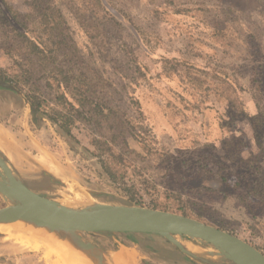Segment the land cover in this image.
Segmentation results:
<instances>
[{"label": "rangeland", "instance_id": "1", "mask_svg": "<svg viewBox=\"0 0 264 264\" xmlns=\"http://www.w3.org/2000/svg\"><path fill=\"white\" fill-rule=\"evenodd\" d=\"M6 1L11 13H31V0ZM52 1L72 49L57 62L76 70L72 88L86 73L110 109L111 125L77 121L71 139L47 119L33 124L22 100L0 89V152L23 180L45 171L38 189L64 206L103 203L183 215L264 255V204L245 187L264 178V129L257 131L261 152L252 125L264 119V0H104L105 8L96 0ZM105 12L113 17L107 23ZM20 75L0 50V80L19 77L24 92L36 90L43 111L55 105L59 76L40 64L32 79ZM109 126L128 132V144L119 136L112 147ZM251 157L252 164L243 163ZM8 204L0 196V208ZM2 227L0 236L14 233L27 244ZM104 234L87 237L108 252L130 247L121 235ZM133 235L140 245L145 237L153 246L167 244ZM18 248L1 255L0 264L60 263L59 254Z\"/></svg>", "mask_w": 264, "mask_h": 264}, {"label": "water", "instance_id": "2", "mask_svg": "<svg viewBox=\"0 0 264 264\" xmlns=\"http://www.w3.org/2000/svg\"><path fill=\"white\" fill-rule=\"evenodd\" d=\"M0 89L14 93L32 115L36 113L17 88L0 80ZM21 177L1 153L0 196L9 204L0 208V225L41 229L55 241L69 244V250L91 258L93 264H108L109 252L87 237L97 233L158 236L197 264H264V255L247 242L195 219L165 211L103 203L67 207L45 195L33 193ZM186 244L194 247L195 252L188 250Z\"/></svg>", "mask_w": 264, "mask_h": 264}, {"label": "trees", "instance_id": "3", "mask_svg": "<svg viewBox=\"0 0 264 264\" xmlns=\"http://www.w3.org/2000/svg\"><path fill=\"white\" fill-rule=\"evenodd\" d=\"M96 3L102 7L106 5L104 0H96ZM29 6L31 9L30 14L11 13L7 1L0 0V50L4 51L19 69L20 77L28 80L32 79L33 69L39 64L60 77L55 78L57 81L56 87L59 91L56 92L58 94L55 98L57 102L54 106H44L48 108V111L42 110L44 104L40 96H37L36 90H31L27 93L24 92L22 86L18 85L21 82L18 79L19 77H16L14 81H8L23 93L31 107L37 111L38 117L35 118V123L40 118L47 119L71 139H74L71 129L75 127L77 121L88 122L98 119L111 125L110 109L103 99L96 94L92 83L86 80V73H81L77 77L83 79L77 80V86L72 88L69 75H72L76 70L69 68V64L64 69L57 62V57L67 58L72 49L69 48V42H67V36L62 27V16L58 10L54 9L53 1L31 0ZM105 15L107 13L103 16L106 23L113 19L112 16L107 17ZM42 35L45 36L44 39ZM81 88L84 90H81ZM75 91H80V93L75 94ZM252 125L254 127L257 149L262 152L263 146L257 136V131L259 130L258 128L264 129V119L254 118ZM109 127V144L113 145L112 147L116 145L119 136L123 146L128 144V132L121 131L116 133L112 126ZM129 135L131 136L132 134ZM253 160L254 158L251 157L243 163L252 164ZM260 163V161L255 163L256 169L259 171L262 170ZM245 187L246 189L252 187L250 192H248L250 193L249 195H252L257 200L259 199L264 204L263 176L253 180L252 183L245 184Z\"/></svg>", "mask_w": 264, "mask_h": 264}, {"label": "crops", "instance_id": "4", "mask_svg": "<svg viewBox=\"0 0 264 264\" xmlns=\"http://www.w3.org/2000/svg\"><path fill=\"white\" fill-rule=\"evenodd\" d=\"M4 155V154H3ZM5 156V155H4ZM5 158L7 159V161L10 163V161L8 160V158L5 156ZM10 166L12 167V169L17 173V175L20 176V174L18 173V171L16 170V168H14L12 166V164L10 163ZM25 230H28V231H31L33 233H36L38 236H44L46 237L50 242L51 240L53 239L51 237V235L49 236V234H47L45 236V232H43L41 229H34L33 228H25ZM48 236V237H47ZM10 237V238H9ZM8 238L2 234L0 236V252H3L0 254L1 255H4L5 252L11 256V255H16L19 251V248L18 247H23L25 248L26 250H28L29 252H37L36 250H32V248H30L26 243H24L23 241H21L20 239H18L14 233H12V237L16 238V241L11 237L9 236ZM51 237V238H50ZM12 238V239H11ZM50 238V239H49ZM156 238H159L158 236ZM21 241L23 244L17 242L18 240ZM147 241H148V238H146ZM161 239V238H159ZM54 240V239H53ZM51 243H55L54 245V249L53 250H50V255H54V256H58L57 254H60V253H72V250H69V248H66L65 246H61V243H58L59 241H55ZM10 241V242H8ZM160 244L162 246H151L152 250H149V251H144L142 252V255L139 254L135 249H132L131 251L134 252L135 254V257H136V260H135V264H140L139 261H140V258L146 260L147 262H151L152 264H197V263H194L190 260H188L187 258H185L183 255L179 254L177 251H175L173 248H171V246H169L168 244H164V242H161L159 241ZM151 244V243H150ZM148 244V245H150ZM17 245V246H16ZM153 245V244H152ZM58 248H61V249H57ZM157 247V248H156ZM64 248V249H62ZM57 251H56V250ZM55 250V251H54ZM63 250V251H62ZM39 251H41L43 253V255L45 256H48L45 251H43V249H40ZM119 251V249H116V250H113V251H110L108 254H107V258H108V261L110 264H114V255ZM53 252V253H52ZM73 255L76 254V252H73L72 253ZM49 255V256H50ZM76 257V256H75ZM231 264L229 262H221V263H214V264Z\"/></svg>", "mask_w": 264, "mask_h": 264}, {"label": "bare ground", "instance_id": "5", "mask_svg": "<svg viewBox=\"0 0 264 264\" xmlns=\"http://www.w3.org/2000/svg\"><path fill=\"white\" fill-rule=\"evenodd\" d=\"M0 226H3L4 228H7V229H9L10 227H12L13 230L15 231V233L18 234V236L21 239H23L24 241H26L27 244L33 250L39 251L40 249H43V251H45V253L49 256L50 255V250H53L54 249L55 243H51L53 239L50 242L44 236H41V235L38 236L36 233H33L31 231L25 230L24 228H19V227H16V226H9V225H0ZM34 229L35 228H33V230ZM34 232H35V230H34ZM46 235L47 234H45V236ZM56 241H58V240H56ZM53 242H54V240H53ZM58 243H61V246H65L66 248H69V246H68L69 244L68 245H64V243L63 242H60V241ZM68 243H69V240H68ZM186 248L188 250L192 251V252H195L194 251L195 250L194 247H192V246H190L188 244H186ZM57 249H61V248H58L57 247ZM62 249H64V248H62ZM63 253H60L59 256L60 255L61 256L59 258H56L57 259L56 260V263L57 262H60L59 264H61V263H64V264H93V261H92L91 258L90 259H86L85 257H83L78 252H76L75 255L72 254L73 251H72V253H65V252H63ZM62 255H64V258L62 257ZM135 260H136L135 254H134V252L131 251V249L122 248V249H119V251L114 255V260L113 261H114V264H135ZM106 263L110 264L108 260H106Z\"/></svg>", "mask_w": 264, "mask_h": 264}, {"label": "flooded vegetation", "instance_id": "6", "mask_svg": "<svg viewBox=\"0 0 264 264\" xmlns=\"http://www.w3.org/2000/svg\"><path fill=\"white\" fill-rule=\"evenodd\" d=\"M30 114H31V111H30ZM36 117H38L37 111L34 115L31 114V121L33 124L38 126L37 122L35 123V121H34ZM41 120H43V119L40 118V121ZM0 155H1V153H0ZM1 157H3V156H1ZM48 177H49V174L45 171H42L39 173V175L37 174V175H33V176H28L29 182L23 181V184L33 193L38 194V195H44V193L42 191H40L38 188H40L41 186H43V184H45V181ZM100 234L105 235L104 233H100ZM121 236L123 237L124 242H127L128 244H130V247L128 249H131V250L135 249L141 255H142V252H144V251L152 250L151 246H153V245L150 244L149 241H147L146 237L143 238L145 240V246H144V245H140L139 241L136 239L137 235L134 236L133 234H121ZM154 237H156V236H154ZM148 244H150V245H148ZM139 263L140 264H152L151 262H147L146 260H144L142 258H140ZM226 264H228V263H226Z\"/></svg>", "mask_w": 264, "mask_h": 264}]
</instances>
